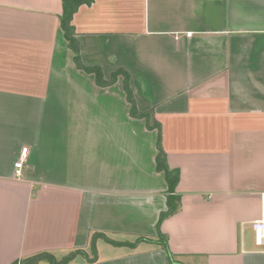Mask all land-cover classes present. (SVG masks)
Instances as JSON below:
<instances>
[{"label":"crops","instance_id":"obj_1","mask_svg":"<svg viewBox=\"0 0 264 264\" xmlns=\"http://www.w3.org/2000/svg\"><path fill=\"white\" fill-rule=\"evenodd\" d=\"M0 0V264H264V0ZM26 149L25 154L22 153ZM22 162L21 176L15 163ZM148 238L152 240H139Z\"/></svg>","mask_w":264,"mask_h":264},{"label":"trees","instance_id":"obj_2","mask_svg":"<svg viewBox=\"0 0 264 264\" xmlns=\"http://www.w3.org/2000/svg\"><path fill=\"white\" fill-rule=\"evenodd\" d=\"M93 0H62V14L60 15V27L63 32V36L67 41L68 48L72 51V59L74 64L78 69L84 70L87 73H92L95 77L96 83L98 85H108L117 80L119 74L123 75L122 80V87L125 92L127 101L129 103V111L130 115L136 118H142L145 120L146 126L149 129H155L157 132V140H156V147H157V154L155 157V165L158 171L163 172L165 179L167 181V189L169 192L168 199H167V209L163 213L160 214L158 221H157V239L154 240L155 243L160 244L167 254L168 260L171 262L173 261L172 255L167 246V240L164 235H162L160 231V224L162 220L167 217L168 215L174 213L178 207V197L174 196V189L179 179V172L174 169H170L167 162L165 153L161 147V127L158 122H156L150 112L146 111H139L136 107L135 100L132 94V91L129 87V79L128 75L121 70H117L111 74V77L108 81L104 80L103 74L101 72L100 67L98 66H89L84 65L81 62L80 54H79V47L78 42L74 36V28L71 24L73 13L77 10V8L81 4H91ZM139 240H152L148 238H141ZM46 259L53 264H63L66 262L62 260L61 262L55 261L54 256L50 253H40L33 257L30 260L38 261Z\"/></svg>","mask_w":264,"mask_h":264},{"label":"built area","instance_id":"obj_3","mask_svg":"<svg viewBox=\"0 0 264 264\" xmlns=\"http://www.w3.org/2000/svg\"><path fill=\"white\" fill-rule=\"evenodd\" d=\"M26 149L22 150V153L25 154ZM15 176H21V167L22 162L19 160L15 163ZM251 229L253 231L254 243L258 247L264 248V218L256 219L251 222Z\"/></svg>","mask_w":264,"mask_h":264},{"label":"rangeland","instance_id":"obj_4","mask_svg":"<svg viewBox=\"0 0 264 264\" xmlns=\"http://www.w3.org/2000/svg\"><path fill=\"white\" fill-rule=\"evenodd\" d=\"M50 264V263H49ZM51 264H53L52 262H51Z\"/></svg>","mask_w":264,"mask_h":264}]
</instances>
